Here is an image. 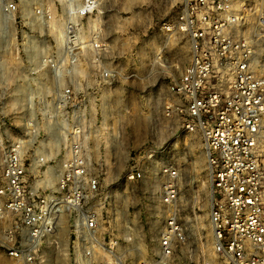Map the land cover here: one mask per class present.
<instances>
[{
	"label": "built area",
	"instance_id": "2783aa9c",
	"mask_svg": "<svg viewBox=\"0 0 264 264\" xmlns=\"http://www.w3.org/2000/svg\"><path fill=\"white\" fill-rule=\"evenodd\" d=\"M258 1L179 0L172 26L164 27L167 32H184L190 43L189 60L167 88L180 100L184 120L205 136L213 250L225 264H264V10L256 9ZM57 3L64 27L50 38L44 30L52 13L47 12L44 0H0V54L16 45L27 63L30 55L44 49L54 56L48 66L52 89L47 88L49 81L35 76L37 66L30 64L24 66L20 80L26 87H45L35 98L42 121L51 119L32 158L42 165L68 167L56 172L58 194H24V143L17 140L4 146L0 131V263L94 264L98 260L100 264H125L118 243L98 235L102 225L96 207L99 177L91 169L108 164L95 158L97 139H119L117 127L104 120L107 112L102 109L119 72L111 64L104 65L105 49L97 42L98 32L92 28L88 31L91 38L82 39L79 23L98 12L99 3ZM64 54L71 56L67 69L72 80L56 89ZM79 56H86L90 66L93 63L83 82L76 79ZM49 91L53 94L47 95ZM22 98L31 102L30 90ZM99 101L97 115L92 106ZM65 102L69 110H61ZM53 149H61L68 157L57 162L46 155ZM163 174L159 196L163 225L150 263L135 259L130 264H171L188 241L174 207L179 170L166 167ZM128 177L138 182L144 175L137 171Z\"/></svg>",
	"mask_w": 264,
	"mask_h": 264
},
{
	"label": "rangeland",
	"instance_id": "374dc122",
	"mask_svg": "<svg viewBox=\"0 0 264 264\" xmlns=\"http://www.w3.org/2000/svg\"><path fill=\"white\" fill-rule=\"evenodd\" d=\"M96 1L99 3L98 12L79 23L82 39L91 38L92 23L96 28L93 30L99 33L97 42L105 49L104 61H101L104 65L111 64L119 72L116 87L105 97V109L102 108L107 112L104 120L117 127L119 139L117 142L105 137L97 139L95 158H102L109 165L91 168L99 177L96 207L102 225L98 235L118 243L125 264L135 259L150 263L149 257L163 225L159 199L161 184L165 180L163 169L172 167L180 173L178 201L174 207L186 228L188 241L171 264H225L213 250L209 223L211 179L205 136L184 120L179 112L180 100L167 88L171 78L179 73L190 56L186 34L174 32L175 29L172 32L164 30L165 26H172L179 0ZM44 2L47 12L52 13L44 30L51 38L58 28L63 31L64 26L59 17L58 0ZM256 9L264 10V0L257 2ZM47 45L50 47V43ZM30 56V63H27L16 45L0 54V131L4 146L17 140L24 143V194H46L49 197L58 194V171L68 167L53 163L42 165L32 158V151L43 140L44 130L51 119L42 121L35 98L45 87H26L20 84V80L25 73L24 66L30 64L37 66L35 76L49 81L47 88L52 89L53 76L48 66L54 56L49 49ZM157 56L160 59H156ZM42 60L45 62L41 63ZM70 62V55L64 54L60 59L63 67L59 71L56 89L69 85L72 80L67 69ZM87 63L86 56H79L78 82H83L93 68V63L91 66ZM98 64L102 66L101 62ZM26 90L32 93L31 102L23 101L22 94ZM49 94L53 92L49 91ZM49 100L47 98L50 106L52 102ZM101 104L99 101L92 106L97 115L101 112ZM68 105L66 102L61 104V110H69ZM49 136L52 139V134ZM34 141L36 143L32 146ZM1 153L0 149V190L3 185ZM46 155L57 162L68 157L61 149L46 151ZM137 171L143 173L142 181L130 180L131 172ZM62 232L67 231L64 228ZM133 239L145 249L140 251L139 258L130 252ZM0 264L12 263L2 260ZM94 264L100 263L96 260Z\"/></svg>",
	"mask_w": 264,
	"mask_h": 264
},
{
	"label": "bare ground",
	"instance_id": "6f19581e",
	"mask_svg": "<svg viewBox=\"0 0 264 264\" xmlns=\"http://www.w3.org/2000/svg\"><path fill=\"white\" fill-rule=\"evenodd\" d=\"M90 26H91V28L96 29V28L93 26L92 23H90ZM58 30H59V29H58ZM59 31H60V30H59ZM35 56H36V55H35ZM156 59H160V58H158V56H157ZM160 66H161V65H160ZM210 190H211V188H210ZM209 202L211 203V194H210ZM134 239H135V238H134ZM134 239H133L132 247H131L130 251H131L132 254H135V257H140V256H141L140 251L145 250V249L142 247V245H141L140 243H138V242H137L136 240H134Z\"/></svg>",
	"mask_w": 264,
	"mask_h": 264
}]
</instances>
